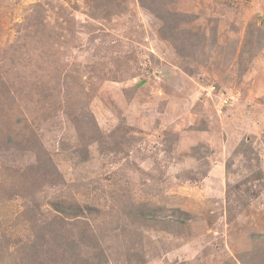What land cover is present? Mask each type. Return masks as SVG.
I'll use <instances>...</instances> for the list:
<instances>
[{
  "label": "rangeland",
  "instance_id": "obj_1",
  "mask_svg": "<svg viewBox=\"0 0 264 264\" xmlns=\"http://www.w3.org/2000/svg\"><path fill=\"white\" fill-rule=\"evenodd\" d=\"M161 1L0 0V264L56 200L94 211L102 264H240L262 242L264 0ZM76 232L55 264L90 256Z\"/></svg>",
  "mask_w": 264,
  "mask_h": 264
},
{
  "label": "trees",
  "instance_id": "obj_2",
  "mask_svg": "<svg viewBox=\"0 0 264 264\" xmlns=\"http://www.w3.org/2000/svg\"><path fill=\"white\" fill-rule=\"evenodd\" d=\"M129 1L130 0H91L92 3L95 2L94 7L96 8L99 16L104 19L123 13L126 10ZM138 2L142 7L148 9L152 13L156 12V14L159 10L161 11L160 8L164 5L161 0H138ZM151 6H153L152 8L157 7V9H152ZM159 18L162 22L168 21L170 27L175 25V28L179 19L176 14H169L168 18ZM255 29L258 34L259 28L256 27ZM190 47L194 46L191 45ZM37 154H39V151H37ZM50 168H52L50 161L40 157L37 160L36 169H33L35 171H42L46 175H50ZM50 205L53 213V216H51L52 218L39 224L37 227L38 232L34 233V241H32L29 245L26 244L21 246L19 251L16 252L20 255L19 260L24 264H55L54 258L57 256V249L60 247L62 248L64 244L61 254L64 257L66 246H69L68 242H70V235H72V231L78 230L79 233H76L79 235L80 243H83L84 246H86V249L88 250L87 253L90 254V256H87L86 258L81 257L82 264H102L104 261V252L96 241L93 242V234L88 230L90 229V226L86 223V221L88 222L89 219L94 217V211L88 206L82 207L75 202H68L64 200L53 201ZM25 213L32 214L34 212L31 207H26L24 214ZM131 214H133L137 219H141L140 221L145 223L146 221L150 222V220L148 221L146 219V213L143 211H138L137 213L135 209H132ZM28 218L29 217H26L25 219L27 222H31V220H33ZM81 226H85V228L81 229ZM85 240H89L90 243L87 241L85 243ZM258 240L259 242H262L258 247H256V249L243 255L242 257H238L240 264H264V234H259ZM48 245H51L52 249L45 250V247ZM70 247L75 250L76 244L71 242ZM7 248L8 245L6 242L0 241V252L6 251ZM24 257L26 261L24 260Z\"/></svg>",
  "mask_w": 264,
  "mask_h": 264
}]
</instances>
